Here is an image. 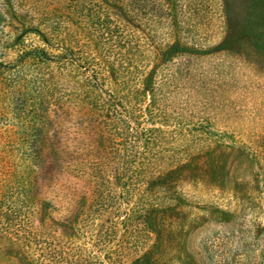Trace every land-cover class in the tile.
Listing matches in <instances>:
<instances>
[{"label": "rangeland", "instance_id": "1", "mask_svg": "<svg viewBox=\"0 0 264 264\" xmlns=\"http://www.w3.org/2000/svg\"><path fill=\"white\" fill-rule=\"evenodd\" d=\"M114 3L0 0V264H264V0Z\"/></svg>", "mask_w": 264, "mask_h": 264}, {"label": "trees", "instance_id": "2", "mask_svg": "<svg viewBox=\"0 0 264 264\" xmlns=\"http://www.w3.org/2000/svg\"><path fill=\"white\" fill-rule=\"evenodd\" d=\"M112 1V0H111ZM114 4H120L122 5L121 8H127L126 5H124L125 0H114ZM125 10V9H124ZM130 15L132 16L131 18L134 20V22L138 21L139 15L137 14V10H131L130 11ZM127 24L126 25V32L130 31V27H132V31L135 32V28L134 25L131 26V22L129 21V19H127ZM121 26V24L119 25ZM127 36V35H125ZM136 35H134L135 37ZM175 50H182L180 47V45L176 44L173 47ZM38 54H40L41 57H48V52L47 50H38L37 51ZM45 60H50L49 58H45ZM42 82H46V84H48V86L45 87L46 91H50L51 86L55 85V83H49V81H46L45 79H42ZM22 86H20L18 83H11L9 84L4 83V82H0V96L3 95H13V94H21L22 92ZM32 160H34V158H32ZM34 162V161H32ZM172 172H169L167 174H163L162 176H160L158 179H156L155 181H152L153 177L146 172V174L144 175L145 178V183L144 184H148V191H149V195H150V201H152L154 203V205L156 204V206L160 205V203H158L159 201H161L162 199H154L153 194L156 193L157 189L160 190H164L162 189V183L166 184L168 183V177H172ZM7 177V173H1L0 175V180L5 179L6 180ZM148 180V181H147ZM152 183H151V181ZM166 181V182H164ZM154 205H152V203H148V205H138L136 209L131 210V214H127V220L125 222V224L128 225H132L134 224L136 221H141V223H139V226H141V229H143L146 233H151V229L149 226V220L152 218L153 213L155 211H159L160 209H157L159 207H154ZM94 205L90 206V214L88 215V220L84 219V228L86 229H91L94 226L95 220L92 219V215L95 214L96 216V211L94 210V208L96 209V207ZM149 207H152L150 209H148ZM148 209V210H147ZM139 217V218H138ZM139 219V220H138ZM9 220L12 221L11 219V212L8 211V208L5 205V199H4V195H2V193H0V231L4 232L5 234H8L10 231V223ZM94 221V222H93ZM129 226V227H130ZM113 228H109V226L106 228L104 235L107 236V238H109V234H111L113 232ZM89 231V230H88ZM35 236V234H34ZM35 239H37L38 241L41 238H44V240H41L40 242L37 243V249L35 251H33V255L35 257V261L37 264H72L71 261H69L68 255L69 254H82L83 250L79 251L80 249H78L79 247H72L74 246L73 243H65L64 241H58L57 239L54 238H49L48 236H42V234L38 235L37 237H34ZM75 251H79V252H75ZM93 264H97L96 262Z\"/></svg>", "mask_w": 264, "mask_h": 264}]
</instances>
